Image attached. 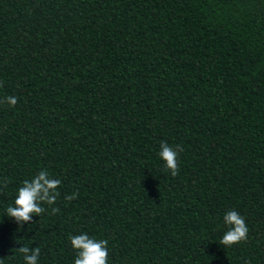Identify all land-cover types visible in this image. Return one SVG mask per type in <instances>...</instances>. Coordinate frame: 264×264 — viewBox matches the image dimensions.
<instances>
[{
    "label": "trees",
    "instance_id": "obj_1",
    "mask_svg": "<svg viewBox=\"0 0 264 264\" xmlns=\"http://www.w3.org/2000/svg\"><path fill=\"white\" fill-rule=\"evenodd\" d=\"M0 84L3 264H74L85 233L108 264H264V0H0ZM41 170L60 196L21 228Z\"/></svg>",
    "mask_w": 264,
    "mask_h": 264
},
{
    "label": "clouds",
    "instance_id": "obj_2",
    "mask_svg": "<svg viewBox=\"0 0 264 264\" xmlns=\"http://www.w3.org/2000/svg\"><path fill=\"white\" fill-rule=\"evenodd\" d=\"M2 86V84H0ZM5 103L14 107L18 99L13 96L5 98ZM160 158L165 162L166 169L170 171L173 177L179 175L178 154L182 150L180 145L175 149L168 143L161 142ZM61 184L59 179L53 178L47 170H41L31 180H25L19 188L18 194L14 201V206L10 205L6 209V215L21 226L32 222L33 216H41L45 212L42 204L49 206L55 205L57 198L60 196L58 188ZM2 187H7V182L2 183ZM79 193L74 192L65 197L69 202L78 198ZM60 211L57 207L51 208V214L55 215ZM224 223L228 225V230L224 233L219 244L224 247L234 246L242 241L247 240L248 228L244 218L235 210L228 211L224 216ZM69 240L73 249L77 252L74 264H108V241L96 240L90 238L88 234L70 236ZM19 252L24 260V264H38L40 248H30L21 246L14 249ZM0 258V264H3Z\"/></svg>",
    "mask_w": 264,
    "mask_h": 264
}]
</instances>
